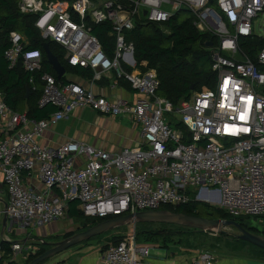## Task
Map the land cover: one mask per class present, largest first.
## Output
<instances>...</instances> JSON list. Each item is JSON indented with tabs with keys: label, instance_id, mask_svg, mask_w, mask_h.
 <instances>
[{
	"label": "built area",
	"instance_id": "built-area-1",
	"mask_svg": "<svg viewBox=\"0 0 264 264\" xmlns=\"http://www.w3.org/2000/svg\"><path fill=\"white\" fill-rule=\"evenodd\" d=\"M208 2L17 0L21 13L35 15L41 38L65 51L67 65L90 69L91 83L109 76L112 89L122 78L138 97L102 95L71 81L57 84L52 74L44 72L38 105L52 104L57 109L35 119L10 108L0 92V170L8 194L7 216L38 227L67 218V203L74 200L87 217H116L191 200L233 216H264V47L256 53L255 63L239 46L240 37L257 35L252 20L264 13V0H215L218 10ZM179 9L190 10L198 29L216 35L212 69L217 79L214 88L202 87L175 105L157 95L155 69L136 68L134 47L124 32L134 27L136 17L162 23ZM104 21L111 22V56L91 31L92 23ZM9 39L4 51L9 67L21 58L26 71L41 69L39 49H24L25 38L18 32L11 31ZM126 66L136 71H126ZM79 108L129 118L139 127L138 139L116 151L82 141H68L54 149L41 143L48 127ZM177 122L181 127L174 126ZM32 173L41 188L25 182ZM3 240L10 243L11 251L2 264L36 252L8 237ZM150 247L136 242L132 230L101 250L100 260L144 264ZM2 255L0 245V260ZM215 258L206 249L194 252L190 262L213 264Z\"/></svg>",
	"mask_w": 264,
	"mask_h": 264
},
{
	"label": "trees",
	"instance_id": "trees-1",
	"mask_svg": "<svg viewBox=\"0 0 264 264\" xmlns=\"http://www.w3.org/2000/svg\"><path fill=\"white\" fill-rule=\"evenodd\" d=\"M208 5L218 10L215 0H209ZM183 13L186 16L180 19V15ZM34 19L35 15L19 11L17 0H0V92L5 103L10 108L17 112L25 111L28 117L40 119L57 109L52 104H46L41 107L38 105L43 86L42 73L52 74L57 84H63L68 81L64 76L57 78L48 63L42 48L44 40L34 26ZM195 21L196 18L190 10L179 9L167 21L162 23L149 22L141 16L136 17L134 19V27L124 32L126 41L133 44L136 68L140 71L155 69L159 80L157 95L165 97L175 105L181 100L187 99L193 91H198L202 87L214 88L217 79L216 73L212 69V51L217 43V37L210 30L198 29ZM91 25V31L101 43L103 51L111 56L114 50V37L110 33L112 30L111 22L104 21L98 24L92 23ZM11 31L18 32L25 38L24 49H39L41 51L42 67L40 70L32 73L26 71L21 58L18 59L14 66L9 67L4 57V51L10 45L9 34ZM208 42H211L212 45L207 46L206 43ZM48 43L50 51L58 58L66 72L78 73L85 77L92 75L91 70L88 68L67 65L64 60L65 51L55 42L49 41ZM239 46L256 63V53L264 47V39L257 35L242 36L239 38ZM141 61H146V66H143ZM124 68L126 71L132 70L128 66ZM30 77H32V82L29 80ZM118 79L119 83L132 90L127 81L122 78ZM26 91H28L27 97H25ZM174 126L181 127V123L177 122ZM158 209H167L173 212L211 219L234 220L250 233L257 236L260 235L257 228L248 224L247 218L251 217V215L233 216L220 208L204 203L191 200L178 205H161ZM66 215L71 221L74 220L77 225L74 230L60 235V239L85 230L104 219L111 218V216L104 218L87 217L83 215L79 208V202L75 200L67 203ZM253 218L264 219V216L254 215ZM150 223L152 222L135 223V240L142 236L145 237V240L160 239L165 242L172 237L171 235L176 233L194 232L193 228L170 223H160L163 229L152 230L148 227ZM172 225L175 227H168ZM124 236L126 235L113 236L110 239V243L116 244ZM236 242L247 245L253 256L264 258V249L238 237ZM110 243L104 244L102 250ZM0 245L4 251V255H2L0 260V264H2L8 261V254L11 250L9 247L10 243L7 241L1 240ZM165 245L162 243L160 248H168ZM36 246V252L29 254L22 264H27L50 247L45 244V241H37ZM10 264L20 263L12 261Z\"/></svg>",
	"mask_w": 264,
	"mask_h": 264
},
{
	"label": "crops",
	"instance_id": "crops-1",
	"mask_svg": "<svg viewBox=\"0 0 264 264\" xmlns=\"http://www.w3.org/2000/svg\"><path fill=\"white\" fill-rule=\"evenodd\" d=\"M132 71H136V69L132 68ZM65 73L67 74L66 76ZM63 76L68 82H75L92 89L98 94L110 96L114 93L128 100H133L138 97V94L134 90L128 89L119 82L118 85L112 89L110 87L112 79L109 78V76H103L95 83L90 82V77H85L78 73L65 71ZM84 111L89 117L88 123L90 125L87 126L91 131L89 136L87 134H82L76 128L77 121ZM115 119L116 117L112 118L87 108H79L70 112L66 119L60 120L55 126L48 127L43 132L40 141L42 144L52 149L68 141H82L110 151H116L122 147L134 144L139 137V128L133 125L127 128L119 124L111 126V122ZM110 126V129L114 131L113 134H111V132L109 133L112 137L99 139V135H101L103 129L106 128L107 130ZM24 180L34 188H41L42 186L34 173L25 177ZM7 200L8 194L3 181V174L0 170V240L8 237L11 242H20L24 247L32 246L37 249V241L55 242L51 239L52 237L60 236L76 228L77 224L74 223L72 226L71 223L73 222H71L69 218L60 219L38 227L24 226L20 221L10 218L4 213ZM103 245L104 244H95L93 246H86V244H80L69 251H65L59 255H53L54 257H49L39 264H102L100 255ZM163 249L165 250L163 255L160 256L159 253H157L159 256L149 255L144 261V264H191L190 257L194 252L185 250L182 247H179L178 250L173 248L170 249V247ZM214 254L216 258L213 264H264V258L262 257L244 256L232 253ZM24 260L25 259H18L17 262L22 264Z\"/></svg>",
	"mask_w": 264,
	"mask_h": 264
},
{
	"label": "rangeland",
	"instance_id": "rangeland-1",
	"mask_svg": "<svg viewBox=\"0 0 264 264\" xmlns=\"http://www.w3.org/2000/svg\"><path fill=\"white\" fill-rule=\"evenodd\" d=\"M185 16H186L185 13L181 14L180 19L185 18ZM252 31L253 33L257 35H264V13L253 18ZM66 75L67 74L65 73V76ZM169 114L170 113L164 114V117L165 118L168 117ZM88 120H89L88 114L84 111L77 121L76 128L82 134L84 135L87 134L89 136L91 134V131L87 127L90 125L88 123ZM114 124H119V125L129 128V127H132L133 122L127 117L117 115L116 119L112 121L110 125L113 126ZM111 126L107 130L106 128L103 129L101 135H99V139L100 138L107 139V138L112 137V135H109L110 132L111 134H113L114 132L110 129ZM135 127L139 128L138 126H135ZM247 221L250 226L257 228V231L260 234L259 237L264 239V234H262L264 232V219L253 218V216H251L247 218ZM71 222H73L71 223L73 226L75 221L73 220ZM160 223H165V222L153 221L152 223L148 225V227L152 230H161L163 229V226ZM174 225L181 226L178 224H174ZM168 227L174 228L175 226L172 225ZM193 229H194V232H190V233L180 232V233H176L175 235H171L172 237L166 240L165 242H162L160 239L159 240H156V239L145 240V237H142V236H139L136 239V242L151 246L150 252H149L150 256H159L157 255V253H159L161 256L165 253V250L163 248H160L162 243L166 244L167 247H170V249L173 248L175 250H178L179 247H182L185 250L197 251V252L206 250V249H211L214 253H217V254L232 253V254H238V255H244V256H253L250 253V248L247 245L236 242L237 241L236 235L239 234V232L233 226H226V227L217 226L215 227L214 230H209V229L201 230V229H196V228H193ZM132 230L135 233V223L126 224V225L118 226L112 229H108L98 235L91 237L88 240L72 245L71 247L55 255H59L65 251H69L72 248L80 244H86V246L87 245L93 246L95 244L110 243L111 242L110 239L113 236L127 235ZM51 239L54 241H58L60 240V236L59 235L54 236Z\"/></svg>",
	"mask_w": 264,
	"mask_h": 264
},
{
	"label": "water",
	"instance_id": "water-1",
	"mask_svg": "<svg viewBox=\"0 0 264 264\" xmlns=\"http://www.w3.org/2000/svg\"><path fill=\"white\" fill-rule=\"evenodd\" d=\"M146 11H143L145 14ZM207 46H211V42L206 43ZM42 48L45 52L46 59L54 70L56 77L61 78L65 72L64 66L60 63L58 58L50 51L49 43L44 41L42 43ZM28 96V91H26L25 97ZM165 222L170 224H178L182 226H188L196 229H209L214 230L217 226H234L239 234L237 237L241 240H245L253 245H256L264 249V239L257 235L250 233L248 230L244 229L234 220H223L217 218H206L195 215H189L180 212H173L167 209H150L138 211L135 213H129L125 215H120L116 217H111L100 221L89 228L76 232L69 237L63 238L55 242H45V244L50 247L42 252L41 254L34 257L27 264H39L45 259L52 257L53 255L64 251L65 249L71 247L72 245L78 244L82 241L88 240L91 237L98 235L105 230L112 229L118 226L132 224L137 222Z\"/></svg>",
	"mask_w": 264,
	"mask_h": 264
},
{
	"label": "bare ground",
	"instance_id": "bare-ground-1",
	"mask_svg": "<svg viewBox=\"0 0 264 264\" xmlns=\"http://www.w3.org/2000/svg\"><path fill=\"white\" fill-rule=\"evenodd\" d=\"M215 229V228H214Z\"/></svg>",
	"mask_w": 264,
	"mask_h": 264
}]
</instances>
